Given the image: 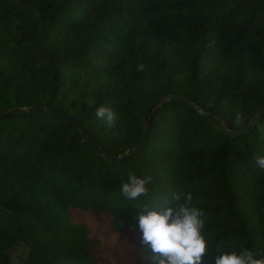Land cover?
Returning a JSON list of instances; mask_svg holds the SVG:
<instances>
[{
    "label": "trees",
    "instance_id": "obj_1",
    "mask_svg": "<svg viewBox=\"0 0 264 264\" xmlns=\"http://www.w3.org/2000/svg\"><path fill=\"white\" fill-rule=\"evenodd\" d=\"M143 65L142 70H138ZM48 112L0 116V264H101V237L88 235L84 211L102 237L118 234L124 264H156L141 255L137 228L145 206L174 205L189 192L205 211L203 264L247 247L264 256V0H0V111L43 105ZM117 114L115 127L96 118ZM241 114L239 124L235 122ZM129 171L153 177L154 202L126 201ZM134 203V202H133ZM20 259V258H17Z\"/></svg>",
    "mask_w": 264,
    "mask_h": 264
},
{
    "label": "clouds",
    "instance_id": "obj_2",
    "mask_svg": "<svg viewBox=\"0 0 264 264\" xmlns=\"http://www.w3.org/2000/svg\"><path fill=\"white\" fill-rule=\"evenodd\" d=\"M143 67L140 65L138 70ZM95 116L108 128L115 127L118 119L117 114L106 106L96 108ZM240 120L241 114L237 113L235 122L239 124ZM256 164L264 168V156H257ZM152 183L151 175L140 176L129 171L119 190L126 201L140 207L142 200L154 202V196L150 195ZM170 191L174 205L160 210L148 205L138 215L137 228L144 246L140 254L150 253L156 264H203L210 243L205 235V211L194 201L191 191ZM215 264H264V256L256 258L252 250L241 247L238 251L218 255Z\"/></svg>",
    "mask_w": 264,
    "mask_h": 264
},
{
    "label": "water",
    "instance_id": "obj_3",
    "mask_svg": "<svg viewBox=\"0 0 264 264\" xmlns=\"http://www.w3.org/2000/svg\"><path fill=\"white\" fill-rule=\"evenodd\" d=\"M170 100H181V101H184L186 103H189V104L197 107L196 104L192 101V99L187 98L181 94L170 93L164 99L163 102H161L159 105H157L154 109H152L150 111V113L148 114V116L145 119V128H144L142 134L132 143V145L127 149V151H125L121 155L109 154L105 150L98 148L97 145L95 144V142L91 139L88 130L84 126H82L73 116H71L65 112H62L60 110L51 108V107H46L43 105H32L30 107H15V108H12V109L7 110V111H0V116L11 114L14 112H20V111H30V112L44 111V112H48V113H50L56 117H59L65 121L71 123L72 125H74L84 135L85 139L87 140V142L90 144V146L92 148H94L95 150H98L102 154L109 156L113 162H117L120 160L127 159L130 156V154H132L135 150L140 148V146L143 144L144 139H145V137H146V135L150 129L152 116L160 107H162L167 101H170ZM197 108L202 113H205V114L209 113V112L203 111L200 107H197ZM263 114H264V105L261 107V109L258 111V113L253 115L251 117V119L249 120V122L245 126H243L242 128H240L238 130H230L228 128V125H227L226 126L227 127L226 133L229 135L235 136V135H239L241 133L248 132L250 130V128L263 116Z\"/></svg>",
    "mask_w": 264,
    "mask_h": 264
},
{
    "label": "rangeland",
    "instance_id": "obj_4",
    "mask_svg": "<svg viewBox=\"0 0 264 264\" xmlns=\"http://www.w3.org/2000/svg\"><path fill=\"white\" fill-rule=\"evenodd\" d=\"M84 221L86 225L90 227L88 235L92 238L101 237L102 242L100 246H95L93 249V255L99 259L101 264H124L123 253L126 254L125 245L121 242V249L118 252H113L110 249L115 247L118 234L113 233L108 236L102 237L103 230L100 228L97 218L91 211H84ZM27 250L24 248H19V250L15 253V264H20V260L24 258ZM20 258V259H17Z\"/></svg>",
    "mask_w": 264,
    "mask_h": 264
}]
</instances>
